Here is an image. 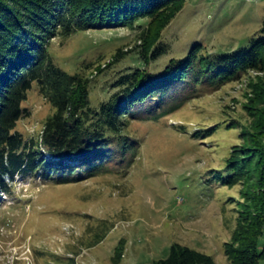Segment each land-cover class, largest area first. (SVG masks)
Here are the masks:
<instances>
[{"label": "rangeland", "instance_id": "1", "mask_svg": "<svg viewBox=\"0 0 264 264\" xmlns=\"http://www.w3.org/2000/svg\"><path fill=\"white\" fill-rule=\"evenodd\" d=\"M147 23L140 20L143 27L136 30H81L53 41L57 66L91 77L92 109L118 91L124 74H162L197 44L200 58L251 48L261 36L264 0H187L162 33L159 46L166 50L149 65L139 41ZM121 49L134 51L111 66ZM263 91L264 66L218 90L192 72L169 91L130 107L124 133L132 146L117 149L95 176L80 173L88 178L64 185L42 174L17 176L9 192L0 189V264H155L176 243L229 264L225 243L257 178L246 166L245 177L230 186L228 165L248 164L240 150L264 145L255 125L264 108L253 104ZM24 106L30 116L18 129L38 138L54 109L37 83Z\"/></svg>", "mask_w": 264, "mask_h": 264}, {"label": "trees", "instance_id": "2", "mask_svg": "<svg viewBox=\"0 0 264 264\" xmlns=\"http://www.w3.org/2000/svg\"><path fill=\"white\" fill-rule=\"evenodd\" d=\"M187 0H0V189L10 191L19 175L42 174L64 185L80 182L101 172L117 149L128 148L130 107L159 91H169L192 72L216 90L239 80L250 69L264 66V24L251 48L228 55L200 58L201 44L187 58L172 60L165 72L137 69L115 84L118 91L99 110L90 106L89 75L69 74L54 63L50 46L57 38L67 40L81 30L123 27L136 30L142 19L149 23L139 34L142 59L147 65L166 49L159 46L163 31L184 9ZM134 49H121L113 62ZM108 65V66H110ZM112 66V65H111ZM92 65L87 66L90 70ZM103 69L99 68V72ZM34 83L54 109L38 138L26 137L18 127L30 116L24 106ZM253 101V100H252ZM251 101V102H252ZM253 104L264 108V91ZM256 122L264 139V109ZM244 147L248 164L230 161L233 174L225 181L233 186L245 177L246 166L254 168L257 181L245 195L246 203L231 240L225 243L229 264H260L264 260V145ZM254 154V155H253ZM256 156L258 161L254 162ZM244 160V159H242ZM155 264H218L213 256L181 244Z\"/></svg>", "mask_w": 264, "mask_h": 264}]
</instances>
